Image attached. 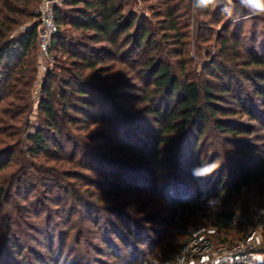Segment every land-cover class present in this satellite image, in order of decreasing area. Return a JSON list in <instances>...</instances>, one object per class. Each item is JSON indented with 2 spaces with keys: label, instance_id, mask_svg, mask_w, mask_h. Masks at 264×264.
<instances>
[{
  "label": "trees",
  "instance_id": "trees-1",
  "mask_svg": "<svg viewBox=\"0 0 264 264\" xmlns=\"http://www.w3.org/2000/svg\"><path fill=\"white\" fill-rule=\"evenodd\" d=\"M40 1L0 0V101L6 102L0 109V155L6 156L0 162V172L13 167L0 176V216H3L0 258L4 245L8 244L11 253L18 255L16 263L24 264L23 251H34L30 241L36 240L38 233L43 236L41 241L47 242L49 263L60 264L62 252L54 257L52 251L55 238L60 237L59 243L67 244L63 236L69 235L76 217L80 225L72 243L78 245L81 240H88L90 237L82 234V225L84 222L97 225L100 211L114 215L121 225L120 229L111 225L108 236L93 238L112 259L118 257L112 235L124 244L122 231H125L135 239V245L141 244L139 233L136 237L131 226L133 221L123 219L122 215L133 217L124 199L129 196L139 199L145 194L146 179L132 175L134 169L126 160L135 156L146 163L145 174L155 176L157 169L169 165L164 156L172 145L176 156L181 153L190 129L197 135L190 152L206 129H213L223 143L212 153L213 161L218 162L224 155V147H228L235 153L229 160L234 170L226 172L211 194L199 189L193 197L187 194L185 200L172 205L169 215L188 237L190 218L197 212L205 213L209 225L221 236L220 241L233 245V234L240 226L235 210L231 209L233 198L242 187H255L264 199V155L248 139H263L264 46L246 48L245 57H241L240 32L223 28L220 55L244 61L245 68L239 77L251 89L249 95L243 96L241 91H234L238 85L233 86V79L225 78L228 70L223 62L211 60L206 71L207 76L224 83L202 82L187 72L183 64L179 72H174L171 62L162 56L159 32L135 13L126 11V0H63V7L53 8L57 33L51 40V50L60 51L68 65L63 64L59 73L46 72L38 100L39 124L29 131L27 94L35 72L36 27L32 25L18 35L11 34L27 19L37 17ZM159 1L164 6L158 13L162 17L158 25L163 31L162 40L177 47L171 54L181 55L184 36L177 27L176 8L171 4L174 0ZM232 1L237 5L232 9L236 14L247 11L239 0ZM211 7L214 6L204 11ZM109 58L112 62L106 64ZM126 62L139 67V77L146 85L137 100L144 106L131 105L132 110L121 106L122 102L134 99L124 92L127 82L121 75L112 80L115 65ZM227 94L237 104L233 112L245 115L246 123L221 117L227 113L223 111L225 100L221 96ZM97 124L102 125L99 130L87 132ZM116 154L129 159L120 164L122 159ZM39 155H44V160L32 162ZM218 163L225 166L223 161ZM154 191L150 192L155 194ZM213 199L215 202L210 205ZM54 215L62 217L68 228L59 229L56 219L54 226ZM242 223V230H238L240 241L253 226L250 220ZM91 242L89 249L99 247ZM152 243L150 252L130 253L127 264H177V249L167 252L164 247L159 249L158 242ZM35 245L41 247V242ZM31 257L42 264L35 253Z\"/></svg>",
  "mask_w": 264,
  "mask_h": 264
},
{
  "label": "rangeland",
  "instance_id": "rangeland-1",
  "mask_svg": "<svg viewBox=\"0 0 264 264\" xmlns=\"http://www.w3.org/2000/svg\"><path fill=\"white\" fill-rule=\"evenodd\" d=\"M63 0H58L55 6L63 7L61 4ZM126 11L129 10L136 14L140 19H144L147 25L151 28H155L159 33L157 39L161 43L162 47V56L167 58L171 64L174 72H179L181 70V65L183 64L187 72H190L194 77H197L198 80L204 81L209 80L212 84L224 83L223 80L216 81L214 77L207 76L206 66L210 64L211 60L214 62H223L226 69L227 76L226 79L232 78V84L235 87L234 91L243 93V96L249 95L250 87H246V83L243 81L242 77H239V73L244 70V61H239L238 58H232V56L225 57L220 55V41L224 37L223 28L228 27L229 31L240 32L238 37L240 41H243L241 57L244 56L243 52L246 48L257 49L259 46H264V15H251L247 9L244 14H236L232 9H234L236 4H228L227 0H219L215 2L214 7H211L208 11L204 9H198L195 7L193 0H174L173 8H176V19L178 30L183 33V53L181 55L171 54L173 48L172 44L168 42H163L162 40V29H159V24L161 23V18L159 12L164 6L159 0H126ZM237 6V5H236ZM231 9V14H229L226 9ZM222 9L224 11H222ZM37 18H30L26 20V23L19 25L13 31L12 35H18L20 32L26 30L29 26L35 25ZM167 43V44H166ZM172 46V47H171ZM245 57V56H244ZM39 54L38 50L36 51L35 61H34V77L31 80L30 86L28 87V99L30 104L29 113L26 119V125L28 130L32 131L33 127L39 124V112H38V100L41 96V85L43 84L44 76L48 70H54L60 72L62 65H68L66 57L61 54L60 51H52L51 43L46 60H42L45 65V69H39L38 60ZM221 60V61H219ZM112 62V59H108L106 64ZM131 62V61H130ZM139 67L137 65H131L129 62L115 65L114 74H112V80L115 78L123 76L122 79L125 80L128 84V87L124 89V92H127L129 96L134 97L132 101L128 100L121 103L122 108L131 109V105L135 108L144 106L142 103H137V100L142 97V92L146 89L144 84V79L139 77ZM110 79V81H112ZM225 80V82H228ZM235 92V94H236ZM221 98L225 100L222 105L224 106L223 111L227 113L221 117L240 120L241 122L246 123L247 117L245 115L239 116L238 113H234L233 110H237V104L231 98V96L222 95ZM5 100L0 101V109L5 104ZM129 109V110H130ZM132 110V109H131ZM258 126V125H256ZM102 127L101 124L91 126L87 132L92 133L94 130H99ZM134 132V131H132ZM190 133L185 139L183 149L179 155H175L174 146L172 145L171 151L164 156L166 159V167L162 169H157L155 176L147 175L146 163L142 160H136L135 156L131 157V160L127 156L122 157L121 154H116L119 160V163H124L125 160L127 165L133 167L134 171L132 173L144 177V181L147 192L141 194V197L137 199L135 196L127 197L128 208L130 213L134 210L137 211L132 218H126L125 215H122L123 219H127L131 222V226L142 239L141 244L135 245V239H133L130 233H125L122 231V237H124L125 243L117 239L116 236L112 235V242L116 244V251L118 255L117 259H112L109 253L104 251V247L100 243H96V236L106 235L108 236L107 230L111 228V225H115V228L120 229L121 225L119 221L116 220V217L110 213L105 214L104 211L99 212V223L97 225H91L87 222H84L82 227L85 234L90 238L88 240H81L78 245L73 244L72 237H74L78 230V225L80 221L73 217L74 226L70 231L67 237L63 236V242L67 243L63 245L59 243V238L56 237L53 242V255L54 257H59L60 264H127L130 262L131 257L130 253L137 255L143 252H150L153 248V241L158 242L159 249L164 247L165 250L169 252L170 250L177 249L178 254L176 257L177 264H207L210 260L216 261L219 259V256L223 250H229L234 245L241 243L238 239L240 236L238 230H242L243 224L242 221H251L252 225L250 228L258 223L260 216L264 212L263 204L264 199L255 191V187L246 188L242 187L240 193L233 198L231 202V209L235 210V213L238 216L240 226L236 227L234 232V244L228 245V243H222L220 237L216 235V232H211L209 230L213 229L209 225V219L204 216L201 212L194 214L189 220L191 234L187 237L184 234L182 229H179L178 226L174 224V220L171 219L170 208L176 202L183 201L188 196L193 197L197 189L207 194H211L215 191L217 184L220 182L221 178L226 176V172L234 170L229 160L235 153H232L228 147H224V155L218 162H225V166H219L216 172L212 175L205 178H197L192 175V170L201 162H211L212 153L217 151L218 146L223 147L221 138L218 136L217 132L213 129H209L204 132V135L200 137L197 147L193 149V152H190L192 143L197 141L196 131L190 129ZM264 132V131H263ZM135 133V132H134ZM132 133V134H134ZM262 141H253L252 137H249V141L256 146L262 155H264V133L262 135ZM68 148L65 149L67 151ZM68 152V151H67ZM233 154V155H232ZM6 159V156L0 155V162H3ZM125 159V160H124ZM44 160V155H39L38 159L34 158L32 162L39 163ZM169 166V167H167ZM13 167H7L4 170H1L0 176L7 174ZM131 174V173H130ZM145 174V175H144ZM131 175V176H132ZM155 190V194H152L150 191ZM38 193V192H36ZM36 193H33L32 196H35ZM186 197V198H185ZM215 202V199L210 201V205ZM117 203V202H116ZM127 209V208H126ZM136 214V215H135ZM129 216V215H128ZM55 219L58 220L57 227L59 229L65 228L68 226L63 222L62 217H57L54 215L53 225L55 226ZM131 219V220H130ZM151 219V221H149ZM134 220L137 224L134 223ZM128 221V222H129ZM130 223V222H129ZM3 229V216H0V234ZM58 229V230H59ZM139 232H138V231ZM58 232V231H57ZM110 236V234H109ZM36 240L30 241V244L33 245V252L23 251L25 256L24 264H39L35 263L31 255L35 253L42 264H50L49 257L46 252V241H41L43 236L36 233ZM187 237V238H186ZM0 236V240H1ZM92 238V239H91ZM230 239V237H228ZM71 240V242L69 241ZM92 241V242H91ZM36 242H41V247H35ZM70 242V244H68ZM95 244L99 247L97 249L88 248L89 243ZM208 242V243H207ZM39 244V243H37ZM69 245V246H68ZM73 245L74 250L71 251V246ZM208 247V249H207ZM99 248V249H98ZM101 248V249H100ZM8 244L4 245L2 255L0 258V264H17L18 255L12 254ZM259 251L264 250V246L261 245ZM115 251V252H116ZM88 252V254H87ZM203 254L201 258L199 254ZM207 254L209 255L207 258ZM13 256V257H12ZM12 259V260H11ZM116 262V263H115Z\"/></svg>",
  "mask_w": 264,
  "mask_h": 264
},
{
  "label": "built area",
  "instance_id": "built-area-1",
  "mask_svg": "<svg viewBox=\"0 0 264 264\" xmlns=\"http://www.w3.org/2000/svg\"><path fill=\"white\" fill-rule=\"evenodd\" d=\"M57 1L41 0L37 8V22L34 26L36 27L37 35L39 69H45L42 60L47 59L51 40L57 33V25L53 11ZM209 231L214 232V229ZM261 245L264 246V212L260 216L258 223L251 229L241 243L234 245L229 250L224 249L219 259H216V261L210 260L207 264H264V250L259 251L260 249H257ZM199 255L201 258L203 257L202 253ZM208 256L207 254V258Z\"/></svg>",
  "mask_w": 264,
  "mask_h": 264
},
{
  "label": "clouds",
  "instance_id": "clouds-1",
  "mask_svg": "<svg viewBox=\"0 0 264 264\" xmlns=\"http://www.w3.org/2000/svg\"><path fill=\"white\" fill-rule=\"evenodd\" d=\"M216 0H195V7L198 9H207L214 6ZM231 5L232 0H227ZM242 7L248 10L251 15H264V0H239ZM231 14V9H226ZM217 161L201 162L192 170V175L197 178H205L212 175L219 168ZM211 199V198H210Z\"/></svg>",
  "mask_w": 264,
  "mask_h": 264
}]
</instances>
